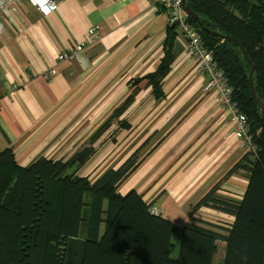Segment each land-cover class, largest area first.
Wrapping results in <instances>:
<instances>
[{
  "label": "crops",
  "instance_id": "1",
  "mask_svg": "<svg viewBox=\"0 0 264 264\" xmlns=\"http://www.w3.org/2000/svg\"><path fill=\"white\" fill-rule=\"evenodd\" d=\"M56 1L57 10L49 17L23 2L0 19V153L11 148L21 167L40 157L66 160L86 146L88 137L126 99L128 81L158 67L171 26L154 0ZM94 26L97 34L90 38L87 31ZM177 30L178 55L162 84L164 98L154 101L141 83L123 116L130 130L114 124L112 140L99 143L79 175L94 182L140 149L139 168L118 192L142 195L173 224L172 238L177 236L179 246L190 208L244 152L232 135L234 124L227 112L212 93L202 91L205 76ZM79 43L85 48L77 59L57 60ZM51 69L55 76L43 81L41 74ZM246 186L244 176L233 175L217 197L239 202ZM194 218L224 229L233 222L231 216L208 208L199 209ZM215 261L220 259L214 255L211 264Z\"/></svg>",
  "mask_w": 264,
  "mask_h": 264
},
{
  "label": "trees",
  "instance_id": "2",
  "mask_svg": "<svg viewBox=\"0 0 264 264\" xmlns=\"http://www.w3.org/2000/svg\"><path fill=\"white\" fill-rule=\"evenodd\" d=\"M185 3L198 18L196 22L187 17V22L224 72L256 151L245 153L190 208L175 260L169 257L173 224L152 214L153 205L139 193L118 192L139 168L140 149L94 182L79 175L113 122L117 121L118 129L130 130L122 118L134 104L141 83H146L154 101L164 98L162 84L178 55L174 23L166 29L158 67L128 81L126 99L88 137L86 146L66 160L40 157L26 167L16 163L11 148L0 153V264H211L217 240L225 244L223 264H264V128L259 115L260 105L264 110V0ZM252 68L258 104L248 82ZM233 175L247 179L239 202L217 197L223 182ZM201 208L231 216L233 222L224 229L198 221L194 215Z\"/></svg>",
  "mask_w": 264,
  "mask_h": 264
},
{
  "label": "built area",
  "instance_id": "3",
  "mask_svg": "<svg viewBox=\"0 0 264 264\" xmlns=\"http://www.w3.org/2000/svg\"><path fill=\"white\" fill-rule=\"evenodd\" d=\"M27 3L41 17H49L56 12L58 2L56 0H0V19L4 11L18 6L20 3ZM155 4L164 9L169 24H177V27L185 41H187V52L197 64L198 69L205 76V83L202 91L212 93L221 110L227 112L228 118L234 124L232 135L239 143L240 149L245 153L256 151L252 136L248 134L246 117L238 110L237 104L232 99V89L228 86L224 72L218 67L211 52L205 47L195 28L187 22V15L183 12V0H154ZM98 27H91L87 31L90 38L96 36ZM85 48L83 43L75 44L69 52L58 55V61H69L77 59ZM56 71L51 69L41 74L43 81H50ZM151 213L157 215L156 209Z\"/></svg>",
  "mask_w": 264,
  "mask_h": 264
},
{
  "label": "water",
  "instance_id": "4",
  "mask_svg": "<svg viewBox=\"0 0 264 264\" xmlns=\"http://www.w3.org/2000/svg\"><path fill=\"white\" fill-rule=\"evenodd\" d=\"M182 9H183V12L187 15V17H190L192 18L194 21L198 22V18L196 17V15L187 7L186 3H185V0H183V6H182ZM217 35V34H216ZM228 40L229 42L231 43H234L237 47H240L233 39H226ZM242 54L244 56V58L246 59V61L248 62L249 61V58L246 54L245 51H242ZM252 74H253V68L251 70V72L249 73V76H248V82H249V86H250V89H251V93H252V97L255 101L256 104H258V100L256 98V94H255V89H254V86H253V81H252ZM259 115L261 116V122H262V127L264 128V110H263V106L260 105L259 106Z\"/></svg>",
  "mask_w": 264,
  "mask_h": 264
},
{
  "label": "rangeland",
  "instance_id": "5",
  "mask_svg": "<svg viewBox=\"0 0 264 264\" xmlns=\"http://www.w3.org/2000/svg\"><path fill=\"white\" fill-rule=\"evenodd\" d=\"M125 115V114H124ZM123 115V116H124ZM123 120H125L124 119V117L122 118ZM128 123V122H127ZM114 124H116L117 125V121H115V122H113V124H112V127H113V125ZM129 124V123H128ZM112 127H111V129H112ZM117 128H118V125H117ZM109 130V132L110 133H112V130ZM109 133H107V135H105V138H104V140H102V143L103 142H105V140L107 139V140H112V136H111V134H109ZM114 141V140H113ZM87 142H85V144H86ZM101 143V144H102ZM101 144H100V146H101ZM101 234H102V229H101ZM172 242H176L175 243V247L173 248V249H171L170 250V252H169V257L172 259V260H175V259H177V257H178V243H177V236H173V238H172ZM216 244H217V252H216V254H215V259H217V258H219L220 259V262L224 259V254H225V244L224 243H221L220 242V240H217V242H216ZM220 262L219 263H217L216 261L213 263V264H220ZM222 264H223V262H222Z\"/></svg>",
  "mask_w": 264,
  "mask_h": 264
}]
</instances>
